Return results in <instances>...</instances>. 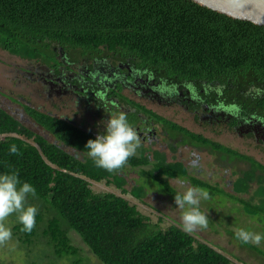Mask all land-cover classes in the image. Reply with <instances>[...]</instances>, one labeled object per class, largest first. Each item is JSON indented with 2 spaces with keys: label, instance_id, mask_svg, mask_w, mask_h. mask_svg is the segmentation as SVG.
Wrapping results in <instances>:
<instances>
[{
  "label": "trees",
  "instance_id": "obj_1",
  "mask_svg": "<svg viewBox=\"0 0 264 264\" xmlns=\"http://www.w3.org/2000/svg\"><path fill=\"white\" fill-rule=\"evenodd\" d=\"M52 45L70 56L108 57L129 63L155 82L190 85L207 105L233 106L231 112L240 121L248 116L264 120V94L255 98L245 95L251 85L264 88L262 23L231 16L194 0H0V49L37 58L51 55ZM25 110L82 157L49 142L0 107V172L14 170L21 180L32 183L36 194H27V202L37 201L52 215L43 219L37 211L36 222L27 232L21 230L18 221L13 223L11 231L16 240L32 243L40 231L50 251L56 257L66 256L67 264H84L68 229L77 232L104 264H231L225 254L184 232L180 225L158 227L123 196L93 191L88 179L113 182L124 190V180L115 169L98 167L83 148L95 135L67 120L30 107ZM152 114L184 136L246 159L249 168L234 179L232 190L245 192L250 182L256 181L254 195L259 202L236 199L243 202L246 213L264 211V164ZM10 145L16 146L15 152L9 151ZM127 162L135 166L148 160L131 155ZM141 172L172 177L183 175L184 168L178 162L164 161L159 154L152 169ZM191 179L194 185L211 186ZM163 184L168 192L176 193L167 182ZM134 189L139 191L135 185L130 191Z\"/></svg>",
  "mask_w": 264,
  "mask_h": 264
},
{
  "label": "rangeland",
  "instance_id": "obj_2",
  "mask_svg": "<svg viewBox=\"0 0 264 264\" xmlns=\"http://www.w3.org/2000/svg\"><path fill=\"white\" fill-rule=\"evenodd\" d=\"M17 61L19 60L8 52L0 50V91L3 90L5 93H0V107L32 131L41 134L49 142L56 143L64 150L81 158L82 154L80 152L62 144L50 132L37 124L33 118L29 117L22 107L9 99V88H12L15 92L17 90L10 82L12 66ZM142 100L143 104L157 113L173 119L192 131L199 132L210 139L229 146L239 153L249 155L264 164V148L254 143L248 135L240 136L237 132L231 131L224 121L219 124L206 123L198 126L194 123L191 115L188 117L185 110L180 107L168 106L155 100L153 102L147 98ZM77 115L73 113V116L78 120L76 125L95 132L102 130L103 122L101 124L79 122L80 118ZM153 147L157 148L158 146L153 145ZM188 152V148L182 147L179 153L176 151L167 152L165 158L170 161L185 154L183 157L187 159ZM196 152L200 153V173L195 172V169L191 167L186 175L171 178L165 174L154 177L147 174V172L142 173L141 169H147L155 163L149 162L138 166H130L124 163L120 168L114 170L123 178L124 181L121 183V187L124 190H120L113 182L108 183L103 179L99 181L88 179L89 186L95 192L109 191L123 196L130 203H133L142 214L146 215L150 223L156 224L158 227H164L171 223L181 226L182 210L175 206L174 195L166 190L163 181L167 182L177 192L182 191L186 186L177 183V177H186L187 182L194 185L189 176H197L211 185L210 187L201 186L207 190L208 198L201 199L199 203L201 210L207 209L206 215L209 222L206 228L197 226L191 234L196 239L211 244L225 254L230 259L231 264H264V239L259 244L251 241L243 244L233 235L237 228L243 227L253 232H260L264 236V211L257 210L253 214L246 213L243 202L236 199L242 198L254 203L259 202L258 195H254V191L258 187L256 181H251L248 190L245 192H234L232 190V182L242 171L249 168L250 163L246 159L230 156L228 152L221 151L223 154L228 155L227 161L229 162L222 161L223 165L219 168L217 166L220 165L213 162L214 156L209 154L208 147L207 149L199 147ZM256 173H260V170L257 169ZM214 181L216 183H213ZM134 185L139 189L138 192L135 189L132 192L130 191ZM141 191H143V194L137 197L136 195L140 194ZM29 203L36 206L43 219L52 216L51 211L45 209L42 205H38L37 201L32 199ZM16 216L17 213H10L3 222L11 229L12 224L17 222ZM41 223H39V229L42 226ZM39 232L32 239V243L29 244L16 240L12 234L8 240L0 243V264H67L68 258L66 256L56 257L46 245L44 240L46 237L39 234ZM67 232L71 242L77 247L78 255L82 257L84 264H104L79 238L77 232L73 229H68Z\"/></svg>",
  "mask_w": 264,
  "mask_h": 264
},
{
  "label": "flooded vegetation",
  "instance_id": "obj_3",
  "mask_svg": "<svg viewBox=\"0 0 264 264\" xmlns=\"http://www.w3.org/2000/svg\"><path fill=\"white\" fill-rule=\"evenodd\" d=\"M50 47L53 50L51 55L37 58L22 57L4 50L19 60L13 63L10 78V82L17 90L15 92L9 88L8 96L24 110L25 107H30L75 125L78 120L73 113L78 114L79 122L101 124L108 115L124 111L140 138V145L133 156L137 158L146 156L147 163H155L156 156L161 154L166 162L180 163L184 168L183 175L189 173L191 167L195 172H201L200 153L196 151L199 147L207 149V146L184 136L171 125L158 121L152 112L161 114L143 104L142 99L147 98L153 102L155 100L168 106L180 107L185 110L188 117L191 115L198 126L206 123L219 124L224 121L231 131L237 132L240 136L248 135L254 143L264 148L263 119L248 116L240 121L231 112L233 106L207 105L192 86L185 84L180 87L155 82L149 74L135 69L129 63L113 61L108 57L70 56L58 46ZM0 93L3 94L4 91L1 90ZM25 112L33 118L26 110ZM161 116L177 123L167 116ZM86 130L94 135L99 131ZM182 147L189 150L187 159L183 157L184 154L180 158L166 160L167 152L179 153ZM208 148L209 154L214 156L213 162H217L220 165L217 167L220 168L223 165L222 161L228 160V155L220 150ZM125 163L129 164L127 161ZM152 167L153 165L149 168ZM189 177L205 181L197 176ZM215 181L213 183H216Z\"/></svg>",
  "mask_w": 264,
  "mask_h": 264
},
{
  "label": "clouds",
  "instance_id": "obj_4",
  "mask_svg": "<svg viewBox=\"0 0 264 264\" xmlns=\"http://www.w3.org/2000/svg\"><path fill=\"white\" fill-rule=\"evenodd\" d=\"M163 91V89H161ZM253 98L264 94V88L251 85L245 95ZM140 145V138L127 119L124 111L108 115L101 131L94 138H88L83 148L98 167L108 171L120 168ZM9 151L15 152L16 146L10 145ZM177 183L186 185L182 191L174 193V203L181 211V227L186 233L193 232L199 226L206 228L209 219L207 209L201 210V199L208 198L206 189L199 185H191L186 177H177ZM36 194V189L27 180H21L16 171L0 172V243L8 240L11 229L3 222L10 213H17L16 219L22 225V231H31L36 220L37 208L26 200L27 194ZM234 236L241 242L259 244L264 236L247 228H237Z\"/></svg>",
  "mask_w": 264,
  "mask_h": 264
},
{
  "label": "water",
  "instance_id": "obj_5",
  "mask_svg": "<svg viewBox=\"0 0 264 264\" xmlns=\"http://www.w3.org/2000/svg\"><path fill=\"white\" fill-rule=\"evenodd\" d=\"M234 17L264 24V0H194Z\"/></svg>",
  "mask_w": 264,
  "mask_h": 264
}]
</instances>
